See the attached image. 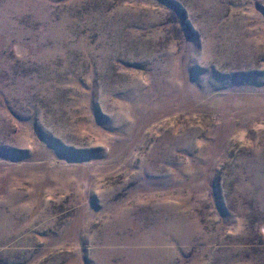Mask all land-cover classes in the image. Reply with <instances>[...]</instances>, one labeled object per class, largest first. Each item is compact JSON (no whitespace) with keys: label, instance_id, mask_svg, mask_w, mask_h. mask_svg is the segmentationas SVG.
<instances>
[{"label":"rangeland","instance_id":"obj_1","mask_svg":"<svg viewBox=\"0 0 264 264\" xmlns=\"http://www.w3.org/2000/svg\"><path fill=\"white\" fill-rule=\"evenodd\" d=\"M0 264H264V0H0Z\"/></svg>","mask_w":264,"mask_h":264}]
</instances>
